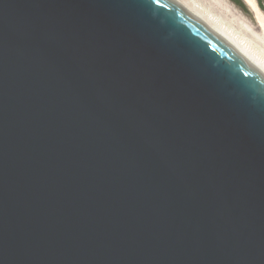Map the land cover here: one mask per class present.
Segmentation results:
<instances>
[{
    "label": "water",
    "instance_id": "1",
    "mask_svg": "<svg viewBox=\"0 0 264 264\" xmlns=\"http://www.w3.org/2000/svg\"><path fill=\"white\" fill-rule=\"evenodd\" d=\"M0 264H264V69L181 0H0Z\"/></svg>",
    "mask_w": 264,
    "mask_h": 264
},
{
    "label": "rangeland",
    "instance_id": "2",
    "mask_svg": "<svg viewBox=\"0 0 264 264\" xmlns=\"http://www.w3.org/2000/svg\"><path fill=\"white\" fill-rule=\"evenodd\" d=\"M197 1L212 14L215 16L217 15L216 17H218L221 22H224L225 26L234 30L242 38L244 37V39L250 40L249 42L253 47L257 50L260 49L259 51H261V54H264V0H257V2L255 0L257 8L262 16L261 22L254 17L243 0L240 1L244 7H241L233 0Z\"/></svg>",
    "mask_w": 264,
    "mask_h": 264
},
{
    "label": "bare ground",
    "instance_id": "3",
    "mask_svg": "<svg viewBox=\"0 0 264 264\" xmlns=\"http://www.w3.org/2000/svg\"><path fill=\"white\" fill-rule=\"evenodd\" d=\"M181 1L187 4L195 12H197L200 16H202L205 20H207L210 24L216 27L228 38H230L237 46H239L247 55H249L254 61H256L264 69V54H261L259 48H258L259 50L255 49L253 45L249 42L250 40L248 41V39H244V37L242 38L234 30L225 26L224 22H221V20L218 17H216L217 15L215 16L214 14H212L207 8L201 5L197 0H181ZM243 2L247 5V7L252 12L254 17L261 22L262 16L259 9L257 8L255 0H243Z\"/></svg>",
    "mask_w": 264,
    "mask_h": 264
},
{
    "label": "trees",
    "instance_id": "4",
    "mask_svg": "<svg viewBox=\"0 0 264 264\" xmlns=\"http://www.w3.org/2000/svg\"><path fill=\"white\" fill-rule=\"evenodd\" d=\"M234 2H236V3H237L238 5H240L241 7H244L240 0H235Z\"/></svg>",
    "mask_w": 264,
    "mask_h": 264
},
{
    "label": "flooded vegetation",
    "instance_id": "5",
    "mask_svg": "<svg viewBox=\"0 0 264 264\" xmlns=\"http://www.w3.org/2000/svg\"><path fill=\"white\" fill-rule=\"evenodd\" d=\"M233 1H235V0H233Z\"/></svg>",
    "mask_w": 264,
    "mask_h": 264
}]
</instances>
